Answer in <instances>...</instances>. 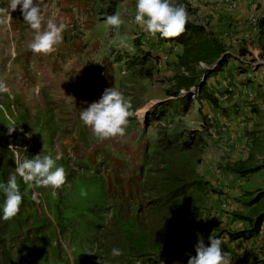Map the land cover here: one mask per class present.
Listing matches in <instances>:
<instances>
[{
  "label": "rangeland",
  "instance_id": "rangeland-1",
  "mask_svg": "<svg viewBox=\"0 0 264 264\" xmlns=\"http://www.w3.org/2000/svg\"><path fill=\"white\" fill-rule=\"evenodd\" d=\"M5 1L0 0V18L5 13ZM46 1L35 0L36 3ZM52 6H47L49 9L46 14L43 12L45 21L59 16ZM81 21L75 20L70 24L63 21L66 24L63 42L54 53L47 56L34 54L28 48L34 32L27 25L24 38L19 40H25V46L20 47V50L15 46L10 47L11 55L15 54V62L1 61L6 30L0 29V81H4L10 89L9 93L0 94V152L4 173L3 180L0 175V183L6 182L9 175L15 173L16 158L23 160L37 154L59 157L57 165L63 167L67 174L66 183L55 190L28 188L17 177L23 203L15 218L10 221L0 219V264H8L3 244L7 245L12 255L11 264H107L100 257L104 244L112 237L111 230L116 224L117 213L128 212L133 215L138 209L142 201L141 184L157 160L155 154L159 148L158 138L166 130L173 136L182 131L187 136L189 132L197 130L187 125L190 123L194 126L187 116L181 119L177 114L170 113L172 103L160 120L148 114L156 105L150 108L147 105L141 106L148 95L143 82L131 84L133 78L127 65L131 61L128 59L112 63V66L100 64L98 69H86L80 60L75 61L67 45L72 41L73 45L82 44L85 34ZM139 33L135 40L137 44H142L147 38H144L145 33ZM127 35H132V32H124L121 38L123 45L115 48V58L128 53L124 46ZM10 41L12 43L13 40ZM78 49L74 48V53ZM123 58H127V55ZM149 64L152 61L143 64L144 68L149 67ZM137 65L135 68L141 66L140 63ZM112 71L120 80L121 93L131 103L133 115L125 136L99 141L80 119V111L85 109L84 96L77 94L68 98L66 87L62 85L63 78L61 75H53L108 74ZM179 109L182 111L180 106ZM9 123L16 124V131L11 135L7 125ZM182 139L177 137V144L180 145ZM147 145L149 151L145 154ZM204 145L200 143L186 151L192 167L200 174L205 164H201L198 157L203 162V156L209 154ZM177 150L183 154L179 147ZM219 176L227 182L225 186L214 182L211 173L204 177L224 193L226 188L233 186V182L225 178V175ZM1 193L0 205L4 200ZM34 193H38L39 202L32 199ZM209 193L206 202L211 208L209 220L214 225L216 221L212 218L216 207L213 205V196L218 192ZM212 233L210 229H196L194 239L196 243L199 239L206 242ZM52 250L55 255L51 254ZM184 256L183 252L176 259L165 253L160 256L153 254L140 261L147 264L184 263Z\"/></svg>",
  "mask_w": 264,
  "mask_h": 264
},
{
  "label": "crops",
  "instance_id": "crops-1",
  "mask_svg": "<svg viewBox=\"0 0 264 264\" xmlns=\"http://www.w3.org/2000/svg\"><path fill=\"white\" fill-rule=\"evenodd\" d=\"M5 2V13L0 18V29L6 30L1 61L15 62V54L11 55L10 47L20 50L25 46V40H19L24 38L28 24L22 15V6L12 11L9 0ZM173 3L183 5L190 17L189 22L203 24L231 52L223 66L218 62L209 65L204 61L200 62L208 64V68H203L200 62L196 66V79L200 78L199 84L204 81L206 92L217 99L216 104L202 97L193 100L187 111L179 109V106L182 108L183 98L170 95L168 89L175 86L174 76L184 72L179 61L183 45L145 33L134 21L136 0H47L41 5H45L42 7L45 14L49 9L47 6L53 5L59 13L55 19L58 23L83 20L85 35L82 44L77 42L78 45H73L72 41L67 45L75 61L80 60L86 69H98L100 64L112 66V63L128 59L131 61L127 63L133 78L131 84L143 82L148 95L141 106L150 108L171 100L172 115L177 114L181 119L190 118L194 126L187 125L199 131L204 147L209 150V154L203 156V162L198 157L201 164H205L201 174L207 176L211 173L214 182L220 185L225 186L227 182L219 174L233 182V186L226 188L224 193L219 190L213 196L216 209L212 219L226 228L242 230L250 223L239 218L237 213L252 216L264 213V194L256 202H249L264 188V0H237L235 8L224 0H173ZM117 11L125 22L119 30L106 23V17ZM125 31L132 32L125 38L124 46L127 45L128 53L115 58V48L123 45L121 38ZM139 32L145 33L144 38H147L142 44H137L135 40ZM74 48L80 49L74 53ZM125 55L127 58H123ZM151 61L152 64L144 68L143 64ZM137 63L141 64L139 68H135ZM208 69L211 73L204 78L203 71ZM114 74L115 71L108 74H54L53 77L61 75L68 98L83 95L87 108L101 98L106 88L115 87L121 92L120 80ZM234 93L236 97H232ZM247 160L254 166L262 167L241 175L227 166L228 163ZM206 179L213 185L210 179ZM219 237L224 241L222 250L233 254L232 264H264L260 258L264 257V219L261 230L252 237L235 239L226 232Z\"/></svg>",
  "mask_w": 264,
  "mask_h": 264
},
{
  "label": "trees",
  "instance_id": "trees-1",
  "mask_svg": "<svg viewBox=\"0 0 264 264\" xmlns=\"http://www.w3.org/2000/svg\"><path fill=\"white\" fill-rule=\"evenodd\" d=\"M159 39L175 41L183 45L179 61L184 72L174 76L175 86L173 89H168V93L177 96L181 88L188 89L196 85L199 86V98L207 97L216 104L217 99L206 92L204 81L199 85L200 78L195 77L196 66L200 61L209 65L218 62L220 66H223L231 55L227 52L226 45L212 32H209L203 24L194 22H188L185 33L178 38ZM186 71H190L191 74H184ZM203 72L202 75L207 78L211 69ZM171 102V100L160 102L148 114H153L156 120H160L166 113L167 105ZM192 103L193 99L190 96L183 98L182 111H187ZM198 132L194 130L185 136L182 131L173 136L166 130L163 136L158 138L159 148L155 154L157 160L153 163V167L149 168L141 184L142 201L133 215L128 212L117 213L116 224L111 230L112 237L105 242L100 255L105 263L147 264L140 260L148 255L160 256L165 253L176 259L181 252L185 254L184 258L188 262L189 256L186 253L196 254L194 247L196 229H210L211 232L215 231L218 237L226 232L235 239L243 236L252 237L259 233L264 213L255 216L242 214V212L237 213L239 218L248 220L250 223L242 230L229 229L218 223L211 224L209 220L211 208L207 206L206 201L210 191H220L192 167L191 158L186 154V151L191 150L193 146L200 143L203 145L204 140ZM177 137L183 138L180 145L176 142ZM1 147L2 139L0 138ZM178 147L183 154L179 153ZM148 151L147 145L145 154H148ZM1 152L0 175L3 180ZM227 166L241 175L255 172L262 167L261 165L254 166L248 160L228 163ZM263 194L264 188L254 194L249 202L251 204L256 202ZM204 212L206 216H203ZM2 239L4 241L5 238ZM204 243L209 245L210 241L207 240ZM2 247L3 253L8 258V264H11L10 256L12 255L7 245L3 244ZM113 247L121 249L123 254L113 257L111 255ZM51 254L55 255L54 250Z\"/></svg>",
  "mask_w": 264,
  "mask_h": 264
},
{
  "label": "clouds",
  "instance_id": "clouds-1",
  "mask_svg": "<svg viewBox=\"0 0 264 264\" xmlns=\"http://www.w3.org/2000/svg\"><path fill=\"white\" fill-rule=\"evenodd\" d=\"M18 6L24 21L34 32L33 39L28 48L38 55L54 53L63 42V32L66 24L56 22L54 18L45 21L41 2L35 0H9V9L15 11ZM190 20L183 5L173 3V0H136L134 21L149 36L162 39L180 37L186 31ZM106 23L119 30L124 25V20L119 11L106 17ZM127 46V45H125ZM10 89L4 81H0V94L9 93ZM131 103L115 87L106 88L98 101L92 102L87 108L80 111V119L88 126L99 141L123 137L133 115ZM9 135L16 131V124H7ZM22 131V129H21ZM59 157L51 154H37L32 158L15 159V173L10 174L7 181L0 183V192L4 195L2 204V217L4 221L15 218L23 203V194L20 190L17 177L32 189L52 188L59 189L67 181V174L63 167L57 165ZM55 194V193H53ZM33 200L38 201V193H34ZM209 245L199 239L195 244V255L189 256L188 264H232L233 254L222 250L224 241L217 235L210 234ZM122 250L113 247L111 255L121 256ZM264 260V257H260Z\"/></svg>",
  "mask_w": 264,
  "mask_h": 264
},
{
  "label": "built area",
  "instance_id": "built-area-1",
  "mask_svg": "<svg viewBox=\"0 0 264 264\" xmlns=\"http://www.w3.org/2000/svg\"><path fill=\"white\" fill-rule=\"evenodd\" d=\"M226 3L229 4L230 7L235 8L237 6V0H224ZM228 53H231L230 50H227ZM239 57V56H238ZM200 65L203 68H208V64L204 63V62H200ZM199 86H191L190 88H181L177 94V96H175L176 98H185L187 96H190L193 100H197L199 98ZM232 97H236V94L234 93L232 95Z\"/></svg>",
  "mask_w": 264,
  "mask_h": 264
},
{
  "label": "water",
  "instance_id": "water-1",
  "mask_svg": "<svg viewBox=\"0 0 264 264\" xmlns=\"http://www.w3.org/2000/svg\"><path fill=\"white\" fill-rule=\"evenodd\" d=\"M200 85V84H199Z\"/></svg>",
  "mask_w": 264,
  "mask_h": 264
}]
</instances>
